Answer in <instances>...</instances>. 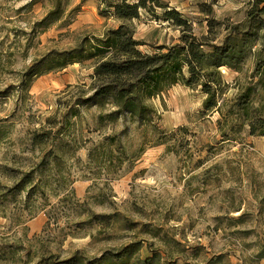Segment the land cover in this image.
I'll return each instance as SVG.
<instances>
[{
    "label": "rangeland",
    "instance_id": "rangeland-1",
    "mask_svg": "<svg viewBox=\"0 0 264 264\" xmlns=\"http://www.w3.org/2000/svg\"><path fill=\"white\" fill-rule=\"evenodd\" d=\"M163 1L198 38L213 37V45L245 22L253 2ZM52 7V0H0V264L74 256L92 264L136 242L142 250L129 264L152 256L160 264H264V137L204 113L202 93L181 85L151 101L158 132L125 129L121 121L99 128L95 107H79L72 118L90 70L73 65L27 89L22 75L49 52L72 49L119 23L98 15L97 0H64L57 21L32 30ZM131 25L147 44L143 52L180 36L145 13ZM261 36L245 45L240 73L221 69L230 85L225 98L264 84ZM256 89L254 108L264 114V89ZM39 135L46 144L32 142ZM108 136L117 139L114 163L95 164L89 153Z\"/></svg>",
    "mask_w": 264,
    "mask_h": 264
},
{
    "label": "trees",
    "instance_id": "trees-1",
    "mask_svg": "<svg viewBox=\"0 0 264 264\" xmlns=\"http://www.w3.org/2000/svg\"><path fill=\"white\" fill-rule=\"evenodd\" d=\"M52 1L53 7L33 23L32 30H43L59 19L64 0ZM97 2L98 15L118 22L119 26L109 29L100 37H85L72 49L51 51L33 62L22 75L26 89L36 78L79 65L91 71V83L87 91L82 90L80 97L73 101L69 109L72 118L79 116L76 110L79 107H95L98 111L95 122L99 128L121 121L125 123V129L129 125H137L158 132L155 122L159 116L151 101L181 85L202 93L204 113H217L231 125H234L232 122L238 123L240 129L246 126L250 136L264 137V114L254 108L258 96L256 88L261 86L264 89L263 82L259 80L244 90H238L234 98L227 99L225 96L230 85L221 72L222 68H226L240 73L245 58L244 48L249 38L259 34L264 37V0H253L246 12L245 22L234 26L220 45H213V37L210 36L198 38L189 21L163 0ZM158 10L161 12L159 16L156 14ZM201 11L207 16L211 14L210 8L206 6H202ZM141 13L168 23L179 31L178 42L149 46L152 47L151 52L141 51L147 44L135 38L131 25L134 20H139ZM212 21L208 22V35L213 33L215 23ZM242 29L246 32L242 33ZM221 121L218 120L217 124L220 125ZM46 141L44 135L32 139L38 145H44ZM116 142V137H106L101 147L89 153L93 162L113 164ZM141 250L139 242L132 243L117 254H105L92 264H129ZM137 261L134 264H160L154 256L143 263L139 259ZM36 264L89 263L82 257L74 256L64 262L48 258Z\"/></svg>",
    "mask_w": 264,
    "mask_h": 264
}]
</instances>
